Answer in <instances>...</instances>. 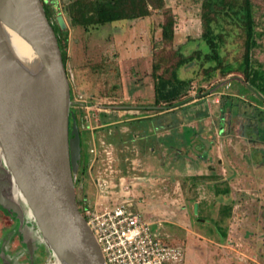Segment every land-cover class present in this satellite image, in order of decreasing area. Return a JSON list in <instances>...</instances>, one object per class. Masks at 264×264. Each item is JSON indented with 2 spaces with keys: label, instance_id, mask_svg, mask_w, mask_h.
I'll list each match as a JSON object with an SVG mask.
<instances>
[{
  "label": "rangeland",
  "instance_id": "374dc122",
  "mask_svg": "<svg viewBox=\"0 0 264 264\" xmlns=\"http://www.w3.org/2000/svg\"><path fill=\"white\" fill-rule=\"evenodd\" d=\"M53 2L58 8L56 17L60 16L67 27L61 11L62 0ZM200 2L162 0V7L148 8L149 15L145 18L113 22L88 35L80 29H70L65 48L66 75L72 74L68 42L70 40L71 44L76 35L80 45L96 43L107 47L108 54L113 52L117 56L122 109L129 108L130 100L138 95L151 103L146 80L150 83L152 62L165 70L175 62L173 53L177 48L182 54H189L194 49L205 50L198 40ZM251 3L256 37L250 60L252 67L264 74V0H251ZM166 15L173 21V40L169 46L158 42L159 26ZM240 44L239 37L227 42L229 61L240 60ZM89 62L85 61V64ZM78 67L77 70L82 71L83 66ZM195 68L189 64L182 67L178 75L189 78ZM83 74V71L78 72L73 77L75 83H87L95 97L100 91V79L97 75L93 79L89 74L85 77ZM223 81H229L226 90L222 89ZM192 82L175 107L155 117V125L161 127L156 128L154 135L155 174L152 178L159 183L155 187L156 195L174 199L179 194L185 208L173 210L174 215H165L161 228L152 226L151 231L159 238L168 236L169 243L183 248V264H264V105L261 97L236 72L219 74L208 83L200 78ZM138 83H144V86ZM210 84L215 87L209 89ZM193 85L196 90L190 89ZM82 89L76 87L72 95L84 100ZM96 97V102L102 104L103 101ZM76 109L83 117V109ZM121 114L119 118L128 120L124 124L131 126L129 123L135 115L125 111ZM119 118L115 117V120ZM77 124L80 147L73 186L75 201L81 211V207L90 204L92 190L85 167L88 134L82 131L80 121ZM110 131L93 134L112 146L115 167L125 175L135 149L128 143L120 147L115 129ZM233 149H237L236 152ZM218 156L220 159H216ZM197 173L199 175L192 180L185 176ZM15 202L21 210L20 217L11 212L8 216L0 212V264H50V253L41 242L28 210L21 199ZM194 204H197L195 213ZM227 206L230 213L223 218L220 210ZM220 231L225 232L223 239L219 236Z\"/></svg>",
  "mask_w": 264,
  "mask_h": 264
},
{
  "label": "water",
  "instance_id": "95a60500",
  "mask_svg": "<svg viewBox=\"0 0 264 264\" xmlns=\"http://www.w3.org/2000/svg\"><path fill=\"white\" fill-rule=\"evenodd\" d=\"M56 22L65 27L60 16ZM69 106L66 72L40 0H0V158L8 185L57 264H104L75 202L79 140ZM0 206L21 216L1 192Z\"/></svg>",
  "mask_w": 264,
  "mask_h": 264
},
{
  "label": "trees",
  "instance_id": "16d2710c",
  "mask_svg": "<svg viewBox=\"0 0 264 264\" xmlns=\"http://www.w3.org/2000/svg\"><path fill=\"white\" fill-rule=\"evenodd\" d=\"M53 1L40 0L44 16L56 39L64 69L67 32L70 29L88 33L113 22L145 18L149 15L148 8L157 10L163 5L162 0H62L61 11L67 20V27L60 28L56 22L58 8ZM199 20L198 40L204 46V51L194 49L189 54H182L177 48L173 53L176 60L171 67L163 70L154 62L151 64L150 84L155 110L160 112L175 107L194 79L196 81L200 78L208 83L219 74L232 72L242 76L247 86L260 95L264 105V74L254 69L250 60L256 37L251 0H201ZM172 25V18L166 15L158 30V42L162 45H171ZM233 37L241 39L242 54L238 61L228 60L227 42ZM189 64L196 67L193 75L189 78L180 77L178 71ZM220 212L223 218H227L230 208L222 207ZM219 236L223 239L225 232L220 231Z\"/></svg>",
  "mask_w": 264,
  "mask_h": 264
},
{
  "label": "built area",
  "instance_id": "2783aa9c",
  "mask_svg": "<svg viewBox=\"0 0 264 264\" xmlns=\"http://www.w3.org/2000/svg\"><path fill=\"white\" fill-rule=\"evenodd\" d=\"M226 81L221 83L223 90L228 89L229 81ZM214 87V84L209 85V89ZM190 89L197 88L193 85ZM76 97L72 95L71 105L83 109V113L88 115L85 101ZM86 156V174L92 193L90 204L81 207V212L98 246L102 262L183 264V248L169 243L166 238H159L151 231L152 226L161 228L165 222L164 217L152 216L150 213L145 215L135 209L148 207L151 203L164 204L167 196L161 198L156 195L158 192L155 187L159 184L157 179L140 176L138 173L144 171L134 161H130L124 175L115 167L112 146L105 143L102 137L94 136L92 129H89ZM171 200L169 205L176 210L184 208L179 194Z\"/></svg>",
  "mask_w": 264,
  "mask_h": 264
},
{
  "label": "crops",
  "instance_id": "0c3cea01",
  "mask_svg": "<svg viewBox=\"0 0 264 264\" xmlns=\"http://www.w3.org/2000/svg\"><path fill=\"white\" fill-rule=\"evenodd\" d=\"M89 33L90 32L83 34L88 35ZM70 34L71 33H69V36ZM69 43L70 40L68 42V48L70 51L69 60L70 66L72 67V76L75 77L77 76L78 72L81 73L82 71L85 75L89 74L93 79L95 75L98 76V78L100 79V91H98V94L96 95L98 97H95L99 98L98 100L106 102L112 106V111L110 112V114L112 120L114 121L115 133H117L118 135L117 140L120 143V147H123L127 143L131 144L135 149V156H133V161L137 162L144 171L138 174L140 176H153L155 174V167L153 165V153L155 144L154 135L156 128H161L160 126L156 127L155 117H160L161 114L164 115L170 110H163L155 113V108L153 107V88L151 84L146 80V86L151 91V103H148V101L145 102L144 96L141 95H138L134 99H131L129 108H131V112H133V114L135 115L134 118L131 119V121L129 120L131 122L129 124L132 125L128 126L127 124H124L125 122H128V120H122L121 124H117V120H115V117L119 118V116H122L121 113L123 112H119L120 108L122 109L123 105V98L121 95L122 83L118 77L120 72V61H118V59L116 58L117 56L115 55V53H107V47L99 46L96 43L92 44V42H90L89 45H80L76 35H73L72 42L71 44ZM107 55L109 57H106ZM85 61L90 62L88 64H85ZM79 65L83 66L82 71L77 70L79 68ZM117 69L119 70V72H117ZM138 85L144 86V83H138ZM162 128H164V126H162ZM167 129H170V127H168ZM236 150L234 151L236 152ZM219 156L216 159H220ZM196 175L199 174H185L186 177H191V180L194 179ZM167 198L168 197H166V199L164 200V204L151 203L148 207H136L135 209L139 212L144 213L145 215H147V213H150L152 216L158 217H164L165 215H174L175 213L173 212V210H175V208L169 205L172 200H169ZM181 200L183 201L182 197ZM183 207L185 208L184 201ZM165 238L169 240L168 236H165Z\"/></svg>",
  "mask_w": 264,
  "mask_h": 264
},
{
  "label": "flooded vegetation",
  "instance_id": "af4514ba",
  "mask_svg": "<svg viewBox=\"0 0 264 264\" xmlns=\"http://www.w3.org/2000/svg\"><path fill=\"white\" fill-rule=\"evenodd\" d=\"M67 76V80H68V84H69V99H70V106H69V111L71 114H73L74 119H75V124H76V130H77V134H78V140H79V147H80V139H79V129H78V124L77 121H80V126L81 129L84 133H87L89 135V129H92V133H100L102 131H109V133H111V129H115L114 127V121L111 118V114L110 112L112 111V106L106 102H96V99L94 97V94H92L91 92V88H89L87 86V83H83L82 85L75 83V80L72 76V74L70 75H66ZM83 76L85 77L86 75L83 74ZM82 88L83 89L81 91H83L84 93V101L85 104L88 108L87 110V114L83 117H81L79 115L78 109H76V107L72 104L71 105V97H72V91L75 88ZM88 91V92H87ZM121 111H125V112H131V108L129 109H125L122 110L120 108L119 112ZM133 113V112H131ZM122 117V116H120ZM83 119V122H82ZM122 123V119L119 118V120H117V124H121ZM70 121H68V139L70 138ZM0 192L2 193V195L16 203V199L12 197V193H11V188L8 185V178L6 177L5 173L3 172V166L2 163L0 161ZM17 204V203H16ZM2 206H0V212L6 214L7 216L9 215L8 212H11V210H7L6 208H1ZM12 213V212H11ZM14 214V213H13ZM15 215V214H14ZM16 216V215H15Z\"/></svg>",
  "mask_w": 264,
  "mask_h": 264
},
{
  "label": "bare ground",
  "instance_id": "6f19581e",
  "mask_svg": "<svg viewBox=\"0 0 264 264\" xmlns=\"http://www.w3.org/2000/svg\"><path fill=\"white\" fill-rule=\"evenodd\" d=\"M13 42H14V45H15V47H16V49H17V51H18L19 53H22V52L25 51V47H24L20 42H18L17 39H14ZM0 161H1V158H0ZM11 193H12V197H13V198H15V199H19V200L21 199V198L19 197V194L17 193V191L15 190V188H14L13 186H11ZM50 257L52 258V261H51L50 264H57V262L55 261V259H54L53 256L51 255V253H50Z\"/></svg>",
  "mask_w": 264,
  "mask_h": 264
}]
</instances>
